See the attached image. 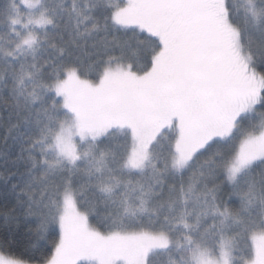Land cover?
<instances>
[{
	"label": "snow or ice",
	"instance_id": "6c2138e0",
	"mask_svg": "<svg viewBox=\"0 0 264 264\" xmlns=\"http://www.w3.org/2000/svg\"><path fill=\"white\" fill-rule=\"evenodd\" d=\"M0 264H264V0H0Z\"/></svg>",
	"mask_w": 264,
	"mask_h": 264
}]
</instances>
